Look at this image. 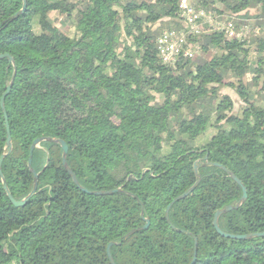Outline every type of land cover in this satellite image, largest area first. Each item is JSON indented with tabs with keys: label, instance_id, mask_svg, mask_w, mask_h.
I'll return each instance as SVG.
<instances>
[{
	"label": "trees",
	"instance_id": "1",
	"mask_svg": "<svg viewBox=\"0 0 264 264\" xmlns=\"http://www.w3.org/2000/svg\"><path fill=\"white\" fill-rule=\"evenodd\" d=\"M181 0H0V264H264V35L245 40L210 31L190 39L206 59L164 64L158 38L184 31ZM220 5L214 13L212 6ZM195 5V4H194ZM220 17L256 9L264 0H196ZM55 10V11H53ZM66 16L64 32L51 16ZM239 16L233 17V16ZM161 23V28H153ZM253 31V30H252ZM196 46V45H195ZM257 55L254 62L251 56ZM138 76V79H135ZM250 76L249 81L245 78ZM230 80L238 112L222 84ZM13 86L5 97H2ZM137 91V92H136ZM9 126V129H8ZM12 149L7 145L8 134ZM197 182L194 191L176 202ZM149 221V227L144 229ZM130 235L126 240L124 238Z\"/></svg>",
	"mask_w": 264,
	"mask_h": 264
},
{
	"label": "built area",
	"instance_id": "2",
	"mask_svg": "<svg viewBox=\"0 0 264 264\" xmlns=\"http://www.w3.org/2000/svg\"><path fill=\"white\" fill-rule=\"evenodd\" d=\"M178 18L184 24L185 30L165 31L157 41L160 59L166 65L174 66L181 59L195 57L199 47L190 42L193 36L210 31H224L229 38L245 40L253 32L248 26L237 30L233 21L218 22L212 14L198 10L191 0L180 1Z\"/></svg>",
	"mask_w": 264,
	"mask_h": 264
},
{
	"label": "water",
	"instance_id": "3",
	"mask_svg": "<svg viewBox=\"0 0 264 264\" xmlns=\"http://www.w3.org/2000/svg\"><path fill=\"white\" fill-rule=\"evenodd\" d=\"M26 7H27V2L26 0H24V8L22 10V12H24L26 10ZM2 58H9L10 62L13 63V58L8 56V55H0V59ZM13 86V82L9 85L8 87V91L5 93V95L2 97V100H1V106L5 112V115H6V118H7V113H6V109H5V106H4V100H5V97L9 94L11 88ZM8 129H9V126H8ZM9 131V134H8V139H7V145L10 147V151L12 149V139H11V135H10V130ZM44 141H55L51 138H40V139H37L34 141L33 145H32V148H31V155H30V159H29V167L31 169V172L34 174V188H33V191L30 193V195L22 200V201H17L13 198L8 186H7V183L5 181V178H4V175H3V172H2V163L4 161V158L6 155H3L1 157V160H0V175L2 177V180H3V183H4V188L5 190L7 191V194H8V197L9 199L11 200V202L16 206V207H22V206H25L30 200L31 198L35 195L36 193V190H37V187H38V178L39 176L37 175V173L32 169V160H33V152L35 150V148L42 142ZM55 142H58L61 146H62V149H63V165L65 167V169L67 170V172L70 174V176L72 177L74 183L76 184V186L81 189L83 192H86L88 194H94V195H112V194H115L116 192H120L121 189H118V190H112V191H95V192H91V191H88L86 190L85 188H83L78 179H77V176L75 175V173L71 170V168L69 167L68 163H67V155H68V151H69V147L67 145V143H65L64 141H61V140H58V141H55ZM203 166H217V167H220L222 168L223 170H225L227 173H229L231 175V177L238 183L242 186L243 188V197L242 199L235 205V206H229L223 210H220L216 213L215 215V220H214V226L216 228V230L223 236L225 237H229V238H236V239H248V238H251V237H264V234H255V235H251V236H234V235H229V234H225L221 229H220V226H219V218L221 215L225 214V213H228L234 209H238L239 207H241L246 199H247V190L245 188V186L241 183V181L231 172L229 171L227 168H225L224 166L222 165H219V164H216V163H205V164H199V165H196L195 166V171L196 173L198 172V169L200 167H203ZM199 182H197L187 193H185L184 195L180 196V197H177L168 207L167 211H166V218L167 220L169 221V212H170V209L171 207L178 201L188 197L193 191L194 189L197 187ZM149 227V221H147V225L144 227V229H147ZM135 231L131 232L130 234H128L124 240H126L130 235H132ZM115 243H111L109 246H108V249H107V252H108V256H109V259L111 261V264H115V261L111 255V247L114 245ZM196 258H197V243H196V246H195V256H194V260L192 262V264H195L196 263Z\"/></svg>",
	"mask_w": 264,
	"mask_h": 264
},
{
	"label": "rangeland",
	"instance_id": "4",
	"mask_svg": "<svg viewBox=\"0 0 264 264\" xmlns=\"http://www.w3.org/2000/svg\"><path fill=\"white\" fill-rule=\"evenodd\" d=\"M193 2V4L196 5V0H191ZM220 5H216V6H212V9H210V13H214L217 9H219ZM55 11V10H53ZM213 15V14H212ZM240 15L244 16V17H248V27H250V29L253 30L252 36H258L261 37L264 35V27L263 26H259L257 24V20L255 19L256 15H257V11L256 9H249L248 11L242 12ZM229 14H226L222 17H220L219 15H213V17H215L217 19L218 22H226V20L229 19ZM66 16L63 15H59L58 12H53L51 18L53 21H55V23L58 25V27H60L64 32H68V30L70 29L69 25H65L64 21ZM233 17H238L239 16H233ZM161 23H156L153 28H161ZM185 30V27L183 26V28ZM248 29H246L247 31ZM196 47H199V44H195ZM200 48V47H199ZM198 48V53L195 55V57L193 58L194 60H196L197 58L200 59H206L207 56ZM257 55L255 54V52H253L252 56H251V61L254 62L256 59ZM135 79H138V76H135ZM251 79L250 76L245 78V81H249ZM214 83L216 84H222L221 86V94L223 95H228L230 96V98L232 99L235 108H234V112H238L240 110L241 104H242V100L240 99L239 95L237 94V92L230 87V80L225 79V80H220L219 77H215L214 78ZM262 87H264V78H262L259 82V84L255 85L256 90H260L262 89ZM137 92V91H136Z\"/></svg>",
	"mask_w": 264,
	"mask_h": 264
}]
</instances>
